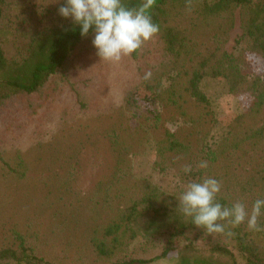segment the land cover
Wrapping results in <instances>:
<instances>
[{
	"label": "rangeland",
	"instance_id": "1",
	"mask_svg": "<svg viewBox=\"0 0 264 264\" xmlns=\"http://www.w3.org/2000/svg\"><path fill=\"white\" fill-rule=\"evenodd\" d=\"M62 2L13 0L0 33L8 54L21 53L33 33L67 19L58 14ZM231 18L225 26L227 40L222 57L235 64L244 55L246 45L238 40L244 28V9H234ZM195 19L192 9H186L175 21L189 29ZM207 27L212 28L213 24ZM215 27V31L223 32L217 24ZM194 32L203 35L199 29ZM207 36L199 38L206 40ZM91 39L92 35L73 51L66 66L40 91L16 96L0 105V155L6 161L0 162V245L18 246L22 241L60 264H107L115 259L150 258L165 247L167 233L177 226L171 217L158 218L154 234L145 232L142 219L130 225L139 234L135 237L128 233L117 240L116 236L102 232L101 225L108 216L97 191L112 179L116 180L117 188L123 182L119 180L120 172L129 173L133 179L147 180L168 196H179L186 186L176 171L159 164V146L155 141L143 132L133 131L131 125L137 116L134 117V108L126 102L141 67L162 56L159 33L118 63L100 59ZM247 59L252 68L244 63L241 68L248 79L257 76L264 84L262 59L253 54ZM200 86L214 112L205 127L192 124L166 102L157 101L163 130L188 147L187 154L194 160H201L204 155L202 144L207 145V151L217 149L230 122L250 103L247 95L231 94L223 79L207 77ZM262 122L264 105L258 124ZM120 141V145L134 150L124 170L119 167ZM262 155L264 151L255 157ZM214 169L225 173L219 178L221 183L235 184L251 176L253 165L231 157ZM122 200L123 195L112 199L109 215L117 212V204ZM101 241L115 250L114 254L99 255L96 245ZM195 241L199 246L221 241L227 244L222 235L213 233ZM175 245L190 258L207 259L211 264L226 260L202 248L190 252L183 241ZM153 264L179 262L169 259Z\"/></svg>",
	"mask_w": 264,
	"mask_h": 264
},
{
	"label": "trees",
	"instance_id": "2",
	"mask_svg": "<svg viewBox=\"0 0 264 264\" xmlns=\"http://www.w3.org/2000/svg\"><path fill=\"white\" fill-rule=\"evenodd\" d=\"M12 1L0 0V33ZM124 2L128 6H136L140 0ZM236 8L244 9V28L238 40L242 44L245 41L246 45L242 58L230 64V59L224 61L222 57L227 40L225 26L231 22V14ZM186 9H192L196 18L189 29L175 21ZM150 14L159 26L162 56L153 64H143L145 66L140 69L138 81L131 85L126 95L127 104L134 108V117L137 116L134 123L130 121L133 131L143 132L154 140L159 146V164L176 171L186 184L191 179L207 176L218 180L224 177L225 173L216 172L214 168L228 158L249 161L253 165L251 176L242 183L220 182L221 190L216 198L228 205L240 200L250 208L256 198L264 197V155L255 157L264 151V122L258 124L264 105V84L257 76L249 80L241 66L244 63L251 67L247 59L249 54L260 57L264 63V0H154ZM210 24H213L212 28L207 27ZM215 24L225 34L215 31ZM197 29L208 35L206 40L199 38L203 35H196L194 31ZM90 35L82 37L78 26L67 18L33 33L22 52L16 55H9L4 41L0 39V105L16 96L40 91L66 66L73 51ZM147 73L150 75L146 76ZM207 77L223 79L231 94L247 95L250 103L242 114L230 122L227 134L217 149L207 151V145L202 144L204 155H201V160H194L187 154L188 147L163 130L157 101L166 102L192 124L205 127L214 114L211 102L200 86ZM120 144L121 141L119 167L124 170L129 166L134 150ZM200 161H206L207 167H199ZM0 162L6 164L1 155ZM185 165H191V171L185 172ZM121 179L123 182L117 188L116 180L112 179L97 191L108 216L101 225L104 235L116 236L117 240L128 233L132 237L138 236L130 225L139 223L141 219L147 234H154L160 217L174 218L177 226L167 233L166 245L159 254L150 258L115 259L107 264H153L169 259H177L179 264H211L207 259L181 254V248L175 245L179 241L186 243L185 247L190 252L202 248L225 258L220 264H264V212L258 218L257 230L248 228L246 223L234 226L221 221L225 223V232L213 235H222L227 244L221 241L199 246L194 244L197 242L195 239L210 233L192 224L191 218L182 214L177 207L178 195L168 196L151 182L133 179L126 172H120ZM120 195H123V200L117 204V212L109 215L112 199ZM20 243L18 246L0 245V264H60L38 254L22 241ZM98 243L96 249L99 255L114 254L115 250L109 249L103 241Z\"/></svg>",
	"mask_w": 264,
	"mask_h": 264
},
{
	"label": "clouds",
	"instance_id": "3",
	"mask_svg": "<svg viewBox=\"0 0 264 264\" xmlns=\"http://www.w3.org/2000/svg\"><path fill=\"white\" fill-rule=\"evenodd\" d=\"M153 3L140 0L136 6H128L124 0H63L58 14L70 18L82 37L92 34L91 43L100 59L118 63L158 32L159 26L150 14ZM199 167L206 168L207 162L200 161ZM184 171H191V165H185ZM220 190V181L215 177L191 179L180 193L177 207L192 224L210 234L225 232L221 221L234 226L246 223L257 230L264 197L256 198L250 208L240 200L228 205L216 198Z\"/></svg>",
	"mask_w": 264,
	"mask_h": 264
}]
</instances>
